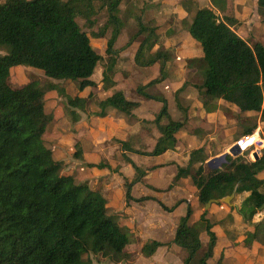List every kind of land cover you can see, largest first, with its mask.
Listing matches in <instances>:
<instances>
[{
  "label": "trees",
  "instance_id": "obj_1",
  "mask_svg": "<svg viewBox=\"0 0 264 264\" xmlns=\"http://www.w3.org/2000/svg\"><path fill=\"white\" fill-rule=\"evenodd\" d=\"M227 1L211 0L219 15L194 0H181L188 18L180 23L201 50L200 57L188 62L189 67L196 66L201 77L200 83L193 85L200 108L214 112L218 101H223L239 113L258 115L253 124L244 126L240 137L256 128V120L264 121V44L261 40L247 41L234 31L237 20L227 12ZM255 1L256 12L264 21V0ZM121 4L125 5L124 10ZM133 4L132 0H0V264H92L91 254L118 263L129 257L125 248L131 234L119 223V214L109 212L107 199L99 191L77 181L73 174L64 173L62 162L44 140L54 121L45 112V91L57 89L62 95L63 89L52 84L42 86L37 81L12 87L9 71L13 66L26 65L41 70L50 79L75 81L79 91L96 88L91 77L102 56L91 46L89 35L77 18L90 29L99 16H104L98 32L92 35L99 38L110 33L101 84L104 90L113 88L114 44L120 31L132 21L135 30L128 43L138 42L135 64L145 67L157 63L159 69L155 78L138 87V92L161 105L151 120L158 136L150 151L133 150L126 141L121 144L124 150L150 156L174 150L176 133L186 125L188 114L183 109L182 118L174 120L165 98L145 90L167 77L166 64L172 59V52L158 45L157 26L145 24L139 14L142 10L135 11ZM64 97L69 114L78 117L73 109L84 110L87 98L67 94ZM97 105V116H105L107 109L131 116L139 102L125 98L121 90L115 89ZM74 156L80 157L78 150ZM124 159L135 170V176L125 180V197L131 199L130 188L144 172L128 156ZM206 159L205 146L192 149L186 165L177 166L174 181L190 176L202 206L234 189L247 191L238 209L245 221L264 210V179L258 176L264 170V148L254 161L248 160L245 153L227 156L228 162L221 169L209 168ZM95 166L118 170L103 163ZM207 213L203 211L190 223L192 210L187 206L176 223L171 243L183 250V264H211L216 236L212 230L214 222ZM201 231L206 232L209 241L198 255ZM253 241L264 244V217L245 233L244 245ZM161 245L164 243L149 240L140 252L149 256ZM213 264L228 263L220 257Z\"/></svg>",
  "mask_w": 264,
  "mask_h": 264
},
{
  "label": "rangeland",
  "instance_id": "obj_2",
  "mask_svg": "<svg viewBox=\"0 0 264 264\" xmlns=\"http://www.w3.org/2000/svg\"><path fill=\"white\" fill-rule=\"evenodd\" d=\"M132 1L135 4H133L135 11L142 10L139 14H142L141 16H143L145 24L151 26H154L153 23L158 24V45L162 48H168L172 52V59L166 64L167 77H170V82L173 81V84H170L171 87L166 85V80H161L149 85L145 90L151 94L165 98L171 114L173 108L175 109L176 107L178 112L181 113V118L183 116V109H185L188 117L192 118L180 129L177 141L179 144L192 147L190 148L191 151L194 149V146L202 141H206L203 145L207 153L206 161L217 157L220 154H214L217 149L216 143H221L223 137H226V141L233 140L234 142L235 139H240L238 135L242 132L244 126L253 124L255 117L258 115L249 111L239 113L230 105L221 101L222 106L217 116L208 121L205 119L204 121H200L203 113L199 109L198 93L196 88L193 86L195 88L193 90L189 84H199L201 77L196 66H190L192 70L188 74L184 70L183 76L182 70L188 66L189 60L200 57L201 50L197 41L193 38L191 40L187 31L181 26L180 22L183 13L178 9L179 0ZM207 1L200 0L201 5L205 6L207 4L211 7V4ZM227 5L229 6L227 12L232 14L230 0L227 1ZM234 5H236L235 15L237 16V23L233 27L234 31L240 33L243 39L247 41L257 38L256 36L258 34H262L261 41L264 44V22L260 21L261 23L258 22L255 26L251 27L249 29L250 36H248L247 25L245 24L244 26L239 19L242 14V10L240 11V9L243 8L245 9L244 14H249L247 20L254 18L256 14L254 0H234ZM121 8L124 10L125 5L121 4ZM77 22L89 35L91 46L102 56L91 77L97 83L98 87L96 89L93 87L91 88L92 91H90L87 87L79 91L75 81L50 79L41 70L26 65L11 67L9 71V82L12 87H18L29 81H37L42 86L52 84L57 88L63 89L64 94L62 95L57 89L45 91V112L51 114L54 121L49 125L44 135V140L49 146L54 147V152L52 151L53 155L62 162L63 172L73 174L77 181L86 182L92 189L99 191L107 199L106 204L110 209L109 212H115L113 210V202L115 203L116 201L117 204V202L119 203L122 200H129L125 197V180L123 190H121L116 185L117 182L115 183V179L112 178V174L109 175V178H103L105 169L97 168L95 165L103 163L109 165L111 168H118L121 165L120 163L123 165L128 164L124 159L126 155L135 158L134 163L142 169L144 175L148 172L162 169V167L166 169L168 167L172 173H175L178 166L173 163L153 166L151 165L152 159L148 157L150 155L136 154L129 150H124L121 144L122 141H126L130 148L140 152H147L153 147L158 136V131L151 120H153L158 112L161 103L143 98L138 92V87L144 85L150 79L155 78L158 75L159 69L157 63L145 67L135 64L133 56L138 42L128 43L130 35L135 30V24L131 21L132 23H127L120 31L114 44V49L116 50L114 54L116 72L112 79L115 81V86L104 90L101 84V73L107 63L105 48L106 40L110 33L106 32L103 37L99 38L92 35V33L98 32L99 27L104 22V16H99L97 23L90 29L84 26L82 19L77 18ZM171 32L173 33L171 34ZM177 56L185 59L177 60ZM115 89L121 90L125 98L139 102L138 107L132 111L133 115H122L114 109H107L105 116H97L96 113L99 110L97 105L98 100ZM65 94L87 98L84 110L73 109L78 113V117L69 114V108L66 106V99L64 97ZM193 119L205 128L204 135L200 131H196L199 125ZM177 120H180V118H177ZM255 130H257V126L253 131ZM258 131L261 138H264V123H260ZM54 135L56 136L54 137ZM208 138H211V141ZM258 142L260 143V140ZM262 146L264 147V143L261 144ZM76 150L79 151L80 157L74 156ZM253 152H256L255 148L254 151L248 149L242 153L228 156L236 157L245 153L248 159V154H251L252 159L250 160H253ZM260 154L261 151L259 156ZM126 166L130 168L133 174L132 179L135 176V170L131 165ZM221 168V166L217 167V169ZM101 178L104 180L100 181ZM167 178L165 177L161 183L155 184V187L150 184L143 185L136 182L131 186L130 194L133 187L136 186L135 193L140 195L141 198L139 201L149 200L152 196H156L160 200L167 202H173L174 199L180 201L181 198L176 197L178 195L172 192L177 180L170 181ZM146 193H151L152 196ZM141 256L140 250L139 252L136 250L129 252V257L121 261L120 264H143L145 260ZM90 259L92 264H112L108 259L99 255L91 254Z\"/></svg>",
  "mask_w": 264,
  "mask_h": 264
},
{
  "label": "crops",
  "instance_id": "obj_3",
  "mask_svg": "<svg viewBox=\"0 0 264 264\" xmlns=\"http://www.w3.org/2000/svg\"><path fill=\"white\" fill-rule=\"evenodd\" d=\"M180 1L181 0H179L178 2L179 4L178 9L179 11H181V13H183L181 17L183 19L187 16V12L181 6ZM194 1L199 6H202L200 0H194ZM230 1H231L232 15L235 18H237V16L235 15L236 5H234V0H230ZM207 2L211 4L210 8H212L214 11L217 12V14L220 15L219 11L212 5L211 0H208ZM205 6L209 7L207 4H205ZM254 8L256 9L255 0H254ZM228 10H229V6L227 5V11ZM240 11L242 14L240 15L239 19L244 24V26L245 24L247 25L246 26L247 31H248L247 33H249L248 36H250L249 29L255 26L256 23L258 22L261 23L264 21H261L257 12L254 18L247 20L248 19L247 16L249 14L247 13L244 14L245 13L244 8L240 9ZM141 17H142L143 22H145L143 16ZM153 24L154 26H158L157 23H153ZM172 33L173 32H171V34ZM236 33L241 38H243L240 33L238 32ZM261 35L262 34H258L256 36L257 38L253 40H261ZM188 36L190 37L189 34ZM179 59L184 60L185 58H180L177 56V60ZM184 70H186V74H188L190 73L189 71H191L192 68L189 66H186L185 69L182 70V76L184 74ZM165 80H166L165 82L166 85L171 87L170 84H173L172 83L173 81L170 82V77H166L164 81ZM189 85L193 90L195 89L192 84H189ZM97 87L98 86H96V88ZM88 88L90 89V91H92L90 87ZM162 91L163 93H165L164 90ZM109 94H107L105 97H107ZM198 105H199V109H201L200 104ZM221 106H222L221 101H218L217 109L214 112L207 113L203 109H201L200 111H202L203 116H201L200 121L201 120L204 121V119L206 121H208L209 119H213V117L217 116L218 113L220 112ZM168 107L169 106L167 105V109L169 112ZM262 107L264 108V100L262 103ZM169 114L174 120H177V118L181 119V113L178 112L176 107L175 109L173 108L172 114L170 112ZM191 119L192 118H189V120ZM257 122H258L257 123V130H258L260 128V123L262 124L264 123V121L258 120ZM195 123L198 124L200 127V128L198 127L196 131H200L204 135L206 131L205 128L200 123H197L196 121ZM179 131L176 133L177 140H178ZM55 136L56 135H54V137ZM242 136L244 135H241L240 138ZM225 138L226 137H223L221 139V143H216L217 149L215 150L214 154H218V153L220 154L221 152L228 151L229 147L233 145L234 143H236L239 139V138L235 139V142H234L233 140L226 141ZM260 139L264 142V138H261L260 136ZM208 140L211 141V138H208ZM205 143L206 141L205 142L202 141L196 146H194L193 148L203 146ZM190 148L192 147L188 145L185 146L184 144H179L177 142V146L174 150H167L160 155L148 156V157H150L149 159H152L151 165L153 166L155 165L161 166L167 163H171V164L173 163L174 165L177 164L178 166H184L187 163ZM254 148L256 150L255 153H257L259 156L261 148H264V147L263 146L261 147V144L259 143L257 147H254ZM51 149L53 151L54 147H51ZM129 158L133 162H135V158L133 156H130ZM120 164L121 165L118 167L117 171L112 170L110 172L109 169L102 168V169H105L103 172V178L105 177L109 178V175L112 174V178L115 179V183L117 182L116 185L118 186V188L123 190L124 180L130 181L133 174L131 173L130 168H127L126 166V165H131L130 163L126 165H123L122 163ZM175 173H172V171L168 167L167 169L162 167V169L146 173V175H144L140 179V181H138L137 183L143 184V185L150 184L155 187L156 186L155 184L161 183L162 180L165 179V177H168L167 179H169L170 181H173ZM258 176L259 178L264 179V170L260 172ZM103 178H101L100 181H103L104 180ZM135 189H136V186L133 187L131 194H130L131 199H129L128 201L122 200L119 203L117 202V204H116V201L115 203L113 202L114 204L113 210L119 214V220H118L119 223L127 227L131 234V241L128 243V245L125 248L128 254L129 252H132L135 250L139 252L141 246L149 240H155V241L164 243V245L159 246L149 256H144L141 253L142 259L145 260V263L143 264H183L182 262L183 252L179 246L171 243V240L174 236L176 223L179 217L185 213L187 206H189L192 210V214L189 218L190 223L197 220L199 215L205 210L208 211L207 217H209V219L212 222H214L212 230L215 233L216 241L213 247V255L209 259V262L211 264H213L220 257H222L223 262H226L228 264H264V244L259 243L257 241H253L250 245H244L243 243L245 233L247 231H252L253 224L260 221L264 217V210L258 211L253 216L251 221H245L239 214L238 209L241 205V202L248 195L247 191H236L235 190V193L233 197L230 199L229 204L222 203V202L211 203L208 209H204V206H202L198 201V198H197L198 190L193 185L190 176L177 179V182L175 183V186L172 192H175V195L176 194L178 195L176 197L181 198V200L176 201L177 199H174L173 202L175 201L176 204L175 203L173 204L172 201L171 202L162 201L160 200V198H157L156 196H152L151 193H146L147 195L152 196L151 199L139 201L138 199H140V195L135 193ZM162 206H165L171 209L165 210L163 209ZM199 240L201 243V248L199 250L198 255H200V253H202L206 249L207 243L209 241V237L206 234V232L201 231L199 233ZM111 263L120 264V262L118 263L111 262Z\"/></svg>",
  "mask_w": 264,
  "mask_h": 264
},
{
  "label": "water",
  "instance_id": "obj_4",
  "mask_svg": "<svg viewBox=\"0 0 264 264\" xmlns=\"http://www.w3.org/2000/svg\"><path fill=\"white\" fill-rule=\"evenodd\" d=\"M238 153H239V148L237 146V143H234L233 145H231L229 147L228 151L220 153V155H218L217 157H214V158H211V159L207 160L206 164H207V166L209 168L215 169L217 167L222 166V164L227 162V156L228 155H236ZM258 157H259L258 154L254 152L253 153L254 160H257ZM234 193H235V189L232 191L231 194L226 195V196H224V197H222L220 199H211V200H209L208 202H206L204 204V209H208L211 203L222 202V203L229 204L230 203V199L233 197Z\"/></svg>",
  "mask_w": 264,
  "mask_h": 264
},
{
  "label": "built area",
  "instance_id": "obj_5",
  "mask_svg": "<svg viewBox=\"0 0 264 264\" xmlns=\"http://www.w3.org/2000/svg\"><path fill=\"white\" fill-rule=\"evenodd\" d=\"M259 139H260L259 131L255 130V131H252L250 134H246V135L242 136L240 139H238V141L236 143L239 145L241 153L248 150V149L251 151H254L253 148L257 147V145L259 144V142H258ZM244 140H246L244 143H249V145L243 146L242 141H244ZM248 156H249V159L247 158L248 160L252 159L251 154H248ZM251 161H254V159Z\"/></svg>",
  "mask_w": 264,
  "mask_h": 264
},
{
  "label": "bare ground",
  "instance_id": "obj_6",
  "mask_svg": "<svg viewBox=\"0 0 264 264\" xmlns=\"http://www.w3.org/2000/svg\"><path fill=\"white\" fill-rule=\"evenodd\" d=\"M259 140H260V144L264 143L261 139H259ZM245 141H246V140L242 141L243 146L249 145V143H244ZM237 146H238V148H239V153H240V152H241L240 147H239L238 144H237Z\"/></svg>",
  "mask_w": 264,
  "mask_h": 264
}]
</instances>
